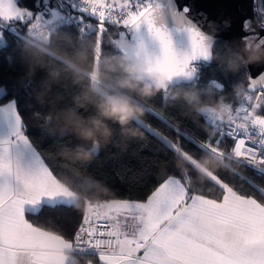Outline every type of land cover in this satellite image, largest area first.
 <instances>
[{
    "label": "snow or ice",
    "instance_id": "6c2138e0",
    "mask_svg": "<svg viewBox=\"0 0 264 264\" xmlns=\"http://www.w3.org/2000/svg\"><path fill=\"white\" fill-rule=\"evenodd\" d=\"M33 21L53 30L69 26L84 36L95 34L97 58L103 38L110 35L109 27L115 28L112 41L128 44L117 43L116 50L123 47L122 54L142 61L144 71L172 85L199 82L200 62L211 65L218 39L204 26L213 31L230 27L228 19L218 24L189 0H40L39 4L34 0L33 8L20 0H0V41L6 31L22 39ZM243 28L250 33L241 37L243 42L264 46V19L260 32L248 19ZM258 65L253 70L258 75L250 73L248 66L243 68L248 75L238 106L222 109L230 111L229 123L209 111L202 114L207 125L217 129L215 136L195 139L164 120L147 101L139 102L145 112L172 129L176 142L141 119L134 123L191 169L198 168L200 157L181 141L195 144L204 154L231 158L264 177V63ZM210 80L209 86L222 93V84ZM18 87L27 94L29 83L20 80ZM0 125L6 129L0 135V264H66L68 252L87 264H93V259L98 264H264V186L245 179L261 198L241 194L218 172L204 168L200 171L205 181L221 190L217 198L197 193L187 175H162L142 201L83 198L84 211L71 226V238L34 226L26 215L45 208L76 207L85 179L71 172L69 177L74 178L69 183L49 168L27 134L15 88L10 92L6 84L0 85ZM225 138L232 141L228 151L223 148Z\"/></svg>",
    "mask_w": 264,
    "mask_h": 264
},
{
    "label": "trees",
    "instance_id": "16d2710c",
    "mask_svg": "<svg viewBox=\"0 0 264 264\" xmlns=\"http://www.w3.org/2000/svg\"><path fill=\"white\" fill-rule=\"evenodd\" d=\"M20 2L29 8L34 7V0ZM36 3L39 4L40 0H36ZM258 6L264 14V0H259ZM40 10H43L42 4ZM35 23L33 21L32 26ZM32 26L22 39L7 31L4 33L5 39L2 41L5 43L0 41V85L6 84L10 92L15 88L24 112L27 134L55 175L65 177L71 183L74 177H69L70 173H78L85 179L80 187L84 199L93 202L117 199L142 201L162 175H187L188 183L197 193L209 198L221 195L219 188L205 181L199 168H189L157 137L135 123L132 126L141 135L126 139L119 134L118 125L105 120L114 130V139L95 153L92 151L91 158L81 153L92 150V143L77 136L79 128L92 127L93 120H104L100 115L102 105L112 98H126L140 107L139 101H147L149 108L164 120L179 126L194 138L204 140L211 127L196 108H214L221 102L231 101L236 88H245L244 80L248 75L243 70L246 67L243 60L220 42L221 39L214 45L211 65L200 64L199 82L169 86L165 94L157 93L147 99L138 92L122 87L124 81H133L141 87L152 83L137 77L134 72L126 71L133 66L116 50V42L112 41L117 31L115 28L109 27L110 35L103 38L97 58L99 45L97 48L95 34L82 39L76 28L65 26L56 27L45 38H36L29 35ZM97 59L94 85L91 73ZM213 78L224 87L222 93L209 86ZM20 80L29 83L27 94L18 87ZM48 87L50 91H46ZM142 108L144 115L138 119L176 142L177 137L172 129ZM181 142L191 153L199 155L198 164L204 169L211 168L218 172L239 193L261 198L245 179L257 186H264V177L235 161H221L210 153L204 154L186 140ZM223 148H228L227 140ZM217 166L222 169L216 170ZM83 204L82 199L80 207L45 208L39 214L26 215V219L34 226L58 235L67 234L66 238H71V226L79 222L84 211ZM66 264H87V261L70 253ZM93 264L98 262L93 259Z\"/></svg>",
    "mask_w": 264,
    "mask_h": 264
},
{
    "label": "clouds",
    "instance_id": "9594fccd",
    "mask_svg": "<svg viewBox=\"0 0 264 264\" xmlns=\"http://www.w3.org/2000/svg\"><path fill=\"white\" fill-rule=\"evenodd\" d=\"M247 50V45H245ZM259 48L255 50L253 54L249 56V59H259ZM128 72H135L136 67H129L126 69ZM122 87L128 88L131 91L138 92L142 97L151 99L157 93H161L163 90L169 87L167 81L160 79L159 77H152V84L140 86L133 81H124L122 83ZM46 91H50V87L46 89ZM45 93H41L44 95ZM100 115L104 117V120H93L92 127L87 128H79L77 132V136L79 139H83L85 141H90L93 145L92 150L85 151L81 153L88 158H91L92 151H98L101 146H107L112 143L115 133L114 130L104 121L111 120L114 124L119 126L120 135L125 137L126 139H132L137 136H140L141 133L133 127V123L139 117L144 115L143 108L132 104L126 98H112L108 101L107 104L102 105L100 109ZM71 121V117H69ZM216 170H221V166H217ZM211 171H213L210 168ZM214 172V171H213ZM70 179V178H69ZM82 199L84 195L79 190ZM98 194V193H97ZM81 199V200H82ZM81 201L78 202L75 206L80 207Z\"/></svg>",
    "mask_w": 264,
    "mask_h": 264
},
{
    "label": "water",
    "instance_id": "95a60500",
    "mask_svg": "<svg viewBox=\"0 0 264 264\" xmlns=\"http://www.w3.org/2000/svg\"><path fill=\"white\" fill-rule=\"evenodd\" d=\"M189 3H193L196 5V7L201 10L205 11L219 24V22L223 19H228L230 21V27L227 29L221 28L218 31H213V29L207 27V25L204 26V30L213 35L214 37L221 38L226 41L228 47L238 53L245 66H248V71L250 73H253L254 75H258V72H253V70H256L260 67L261 63H264V46H261L259 48V59H249V56L255 52L254 49H247L245 48L244 42L238 41V39L235 37V32L243 27V20L246 18L253 19V0H189ZM252 26L255 28V21H252ZM257 32V31H256ZM250 33H243L240 38L244 35H248ZM123 47H128L127 41L120 40L116 42ZM123 47L120 49V53H123ZM132 66L136 67V71L134 74L150 83H152V77L156 76L159 77L162 80H165L164 77L159 76L155 73H147L143 69L146 67L142 61L136 60L131 55H125L122 54ZM203 62H200V64ZM166 81V80H165ZM190 84L191 82H187ZM169 86H177L182 85L176 84L172 85L168 82Z\"/></svg>",
    "mask_w": 264,
    "mask_h": 264
},
{
    "label": "built area",
    "instance_id": "2783aa9c",
    "mask_svg": "<svg viewBox=\"0 0 264 264\" xmlns=\"http://www.w3.org/2000/svg\"><path fill=\"white\" fill-rule=\"evenodd\" d=\"M54 30H53V28L51 26H49V27H42L41 25H38L37 27L31 29L30 30V33H37L38 34L37 36H33L32 35L33 37H36V38H44L48 34H50L51 32H53ZM79 36L82 39L83 38L85 39L87 37V36L81 35L80 33H79ZM2 43H5V41H2ZM199 68H200V65H199ZM244 95H245V88L238 87L234 91V93H233V99L231 101H229V102H221V103L218 104L217 107H214V108L213 107H209V106H199V107L196 108V110L202 116V118H203L204 121H205V119H204V117H203L202 114L205 111H209L214 117H218L219 119L223 120L225 124H227V123L230 122L229 121L230 111H225V110H222V109H231L232 107L238 106L236 101L237 100H240V99H243ZM251 102L254 103L255 102V98H253V100ZM216 134H217V129L211 127V131H210V133H209L208 136H215ZM225 140L228 141V148H224V150L228 151L231 148L232 141L230 139H228V138H225ZM201 141H203V140H201ZM210 154L212 156H214L215 158L221 160V161H227V160L234 161L231 158H222V157H220V156H218V155H216L214 153H210ZM240 165H242V164H240ZM242 166H244V165H242Z\"/></svg>",
    "mask_w": 264,
    "mask_h": 264
},
{
    "label": "flooded vegetation",
    "instance_id": "af4514ba",
    "mask_svg": "<svg viewBox=\"0 0 264 264\" xmlns=\"http://www.w3.org/2000/svg\"><path fill=\"white\" fill-rule=\"evenodd\" d=\"M258 1L259 0H253V13H252V15H253V19H251V18H246V19H248V20H250L251 21V27L253 28V29H255L257 32H260V24H261V22H262V19H264V14L260 11V8H259V6H258ZM246 19H244L243 20V23H244V21L246 20ZM252 21H255V25H256V27L254 28L253 26H252ZM243 33H245L244 32V28L242 27V28H240L239 30H237L236 32H235V37L238 39V41H241L242 39L240 38V36L243 34ZM248 35H250V34H248ZM243 37V36H242ZM219 39H221V38H218V40ZM222 41H220V42H223V43H225V45H227V43H226V41L225 40H223V39H221ZM243 41V40H242ZM244 44L245 45H247V49H257V48H260L261 47V45L260 44H258V43H255V42H252V43H247V42H244ZM228 46V45H227ZM232 51V50H231ZM234 52V51H233ZM236 53V52H235ZM240 58H241V56L238 54V53H236ZM241 60H242V58H241Z\"/></svg>",
    "mask_w": 264,
    "mask_h": 264
},
{
    "label": "rangeland",
    "instance_id": "374dc122",
    "mask_svg": "<svg viewBox=\"0 0 264 264\" xmlns=\"http://www.w3.org/2000/svg\"><path fill=\"white\" fill-rule=\"evenodd\" d=\"M96 47L98 48V44L96 45ZM199 65H200V64H199ZM199 65H198V68H199ZM97 68H98V59L95 61L94 69H93V71H92V73H91V76H92L93 84H94V85H96L95 80H96V71H97ZM210 84H211V82H210ZM214 88H215V87H214ZM198 165H199V164H198ZM198 168L200 169V168H203V167H202L201 165H199Z\"/></svg>",
    "mask_w": 264,
    "mask_h": 264
},
{
    "label": "crops",
    "instance_id": "0c3cea01",
    "mask_svg": "<svg viewBox=\"0 0 264 264\" xmlns=\"http://www.w3.org/2000/svg\"><path fill=\"white\" fill-rule=\"evenodd\" d=\"M42 23V22H41ZM39 24H37V22L31 27V29L37 27ZM45 38V37H44ZM6 133V129L3 127V125H0V135H4ZM71 252H68L66 254V258H67V255L70 254Z\"/></svg>",
    "mask_w": 264,
    "mask_h": 264
}]
</instances>
